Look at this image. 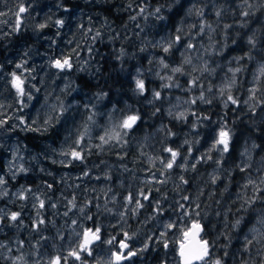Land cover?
Here are the masks:
<instances>
[{"label":"rangeland","instance_id":"1","mask_svg":"<svg viewBox=\"0 0 264 264\" xmlns=\"http://www.w3.org/2000/svg\"><path fill=\"white\" fill-rule=\"evenodd\" d=\"M77 2L84 6L80 11L63 7L60 0H38L25 5V14L18 17L23 0H0V30L15 34L18 29L16 18H19V29L40 44L31 46L23 43L17 49L10 45L5 56H0V63L9 67L6 70L0 65V104L11 105L0 115L7 121L0 129V177L4 179L0 185V264H50L56 257L62 258L60 264H112V255L120 254L122 241L128 244L124 256H129L123 264H179L176 251L182 240V230L201 216L193 197L185 195V187L174 173L184 166L177 157L172 169L165 168L171 154L167 148L161 150L157 146L161 127L134 137L130 131L138 124L137 120L125 134L120 125L128 116H137L136 107L123 105L122 112L115 106L101 109L97 95L89 96L73 87L70 71L82 72L90 79L98 70L94 46L115 41L117 58L127 61L143 59V68L136 67L129 72L132 81L136 84V80H143L145 86L143 77L158 84L159 91L153 90L149 84L151 89L147 93L145 87L140 92L136 86L139 93L135 91L133 96L140 95L147 105L158 102L165 115L178 123L196 102L201 101L198 97L202 95H187L189 91L178 81L182 76L205 72L207 61L197 58L193 51L191 57L177 62L171 53L178 44L175 40L177 35L171 36L156 29L160 20L150 23L158 17V12L148 8L146 0ZM104 4L107 10L108 5L113 4V16L121 18L123 15L122 25L114 26L110 16L101 13L100 8ZM58 20L63 24L57 25ZM41 24L45 27L40 28ZM44 30L49 31V36L45 37ZM97 30L100 31L99 37L96 36ZM44 38L47 39L45 42ZM124 45L137 49L129 50ZM165 47L169 48L167 53L163 51ZM44 49L47 51L45 57ZM121 50L124 52L122 56ZM37 53L41 54L39 58L34 57ZM64 58L70 60L71 68L61 70L53 67L55 60ZM161 60L168 65L167 68L161 65ZM186 60L190 63H185ZM18 64L21 67L18 68ZM181 65L186 67L181 73L171 71ZM223 65L224 73L217 83V98L225 104L228 95H221V89L228 94L234 89L233 76L237 72L228 63ZM262 66L264 62L257 65L247 93L243 90V99L236 104H252L250 97L254 93L251 90L261 78L264 79L260 73ZM13 73L24 80L25 92L32 96L31 100L25 95L17 98L12 85ZM168 76L172 79L168 80ZM62 88L70 93L64 98V103L71 107L59 114L58 119L45 130L43 120L52 114L50 105L61 97ZM157 92L160 93L158 98L155 97ZM46 98L48 104H45ZM24 104L28 107H23ZM20 119L25 123L20 124ZM29 128L36 130L30 131ZM85 130L87 135L80 145H76L75 140ZM220 130L218 128L208 138L212 144L208 149H215L219 155L223 145L215 148L213 145ZM106 131L119 132V139L110 140L102 148L97 147L101 144L99 137ZM26 135H29L28 143L22 140ZM73 147L81 151L82 160L62 155ZM92 154L97 159L95 163L90 159ZM190 156L192 164L205 161L196 154ZM41 179L43 184L35 186V182ZM17 180L27 183L20 185ZM142 194L149 199H143ZM130 195L140 200L143 207L137 209L135 200L129 203L126 198ZM185 196L189 199H182ZM40 201L44 202L43 207ZM180 204L185 208L181 209ZM184 212L189 215H183ZM12 213L19 214L17 220L10 219ZM169 223H174V228H166ZM97 228L100 229V239L93 241L87 250L80 251L84 231L90 229L95 232ZM108 230L112 232L108 233ZM161 232L167 233L163 239ZM262 232L264 224L258 222L250 239L257 240L259 244L264 241L260 238L264 235ZM164 240L168 242L167 248ZM73 250L79 252V260L69 256ZM129 252L135 255H129Z\"/></svg>","mask_w":264,"mask_h":264},{"label":"trees","instance_id":"2","mask_svg":"<svg viewBox=\"0 0 264 264\" xmlns=\"http://www.w3.org/2000/svg\"><path fill=\"white\" fill-rule=\"evenodd\" d=\"M60 3L78 11L84 7L77 0H60ZM146 5L155 12L160 9L158 17L150 21L160 20L156 29L181 37L171 51L177 62L191 57L193 51L197 58L207 61V71L182 76L178 81L189 91L187 95L202 93L204 100L196 102L183 120L176 123L165 115L158 102L147 105L140 95L134 97L135 91H139L129 72L136 67L143 68V59L127 61L117 58L115 41L94 46L97 51L96 74L88 79L82 72L70 71L72 85L89 96L105 93V98L99 100L101 109L115 106L122 112L123 105L135 106L138 124H134L130 131L134 137L161 127L157 146L161 150L171 148L178 152L177 157L184 168L174 173L183 183L185 195L191 194L197 211L201 213L197 220L204 229L203 238L209 242L208 264L217 257H222L224 264H245L255 255L258 245L257 240L250 239L251 232L258 222L264 224V79L257 82L252 96L255 99H251L252 104L248 106L229 103L225 107L217 98V83L224 73L223 64L239 68L240 71L233 76L234 89L229 94L240 101L255 68L264 62V0H146ZM111 7L113 4H109L107 10L105 4L102 5L101 13L110 16L114 26L122 25L123 15L121 18L113 16ZM188 44L192 47L189 48ZM124 47L137 49L129 45ZM181 69L186 67L181 65ZM185 73L188 76V72ZM193 78H196L194 86L191 83ZM142 79L145 80L146 93L151 89L149 84L153 90L159 91L156 82ZM218 128L229 132L228 149L221 151L220 155L215 149H208L212 145L208 138ZM22 140L28 143L29 135ZM191 154H196L202 161L205 158V161L192 164L189 161ZM90 159L93 163L97 161L93 154ZM17 181L20 185L27 183ZM41 184L42 179L35 182V186ZM237 218L241 223L232 227ZM250 240L252 244L248 243ZM154 256L156 258L155 253Z\"/></svg>","mask_w":264,"mask_h":264},{"label":"snow or ice","instance_id":"3","mask_svg":"<svg viewBox=\"0 0 264 264\" xmlns=\"http://www.w3.org/2000/svg\"><path fill=\"white\" fill-rule=\"evenodd\" d=\"M25 11H26V9L24 7H20L19 13H23ZM141 11H143V10H141ZM156 11L159 12L160 9H157ZM19 13H17L18 17H19ZM197 14H199V12ZM133 19H135V17H133ZM56 23H57V25H61L63 23V21H59L58 20ZM19 26H20V21H19V18H18L16 27L19 28ZM39 27L44 28L45 25H40ZM177 31L179 32L181 30L178 29ZM180 39H181V37L179 35H177L176 38H175L176 42H179ZM188 47L191 48L192 45L189 44ZM163 51L165 53H167L169 51V48L165 47L163 49ZM185 63H190V61L186 60ZM161 65L164 68L168 67V65L165 64L163 60H161ZM17 67L19 68V67H21V65L18 64ZM53 67L62 70L64 68H71L72 65H71V62H70V60L68 58H64L62 60H60V59L55 60L53 62ZM239 70L240 69L237 68L235 71L238 72ZM171 71L173 73H181L182 69H181V67H175V68H172ZM204 71H207V69L205 68ZM260 73H261V75H264V66H262L260 68ZM167 79L171 80L172 77L168 76ZM191 83L194 86L195 83H196V78H193ZM12 85L16 89L18 97H23L24 93H25L24 80L20 76H17L15 73L12 74ZM136 86H137V88L139 89L140 92L144 91V81L143 80H139V79L136 80ZM251 91L254 92L255 89H252ZM224 93H225V90L221 89V95H224ZM159 96H160V93H158V92L155 93V97L158 98ZM198 99L203 101L204 100V96L201 95L200 97H198ZM250 99H255V97H250ZM227 102H231L232 104H236L237 100L231 94H228ZM227 102H225V105H224L225 107H227ZM181 115H183V113H181ZM89 119H91V118H89ZM137 120H138V117L135 116V115L128 116L126 119L123 120V122L120 125V127L125 130V134H126V130L131 129L133 127V125L136 123ZM6 123H7V121L0 120V125H4ZM24 123H25V121L23 119H20V124H24ZM48 123H49L48 121H45V124H48ZM13 127H15V125H13ZM28 130L34 131L36 129L29 128ZM86 135H87V130H85L83 133H81L78 136V138L75 140L74 143L76 145H80L81 141L83 140L84 136H86ZM218 135H219V138L216 140V142L213 145V147L215 148L217 145H223V150L227 151V149H228V141H229V132L225 131L223 128H221V130L219 131ZM119 137H120V133L119 132L109 133V132L106 131L105 135H102V136L99 137V139L101 141V144L97 145V147H101L102 148L103 145L109 143L110 140L119 139ZM166 151H168L171 154V159H169L166 162L165 168L172 169L174 167V165L176 164V158L178 156V152L172 150L171 148L166 149ZM62 155H68V156H70L72 158V160H76V161L83 159L81 151L77 150L75 147L70 148V150L68 152L62 153ZM20 170L24 171V169H20ZM85 175H87V173H85ZM3 183H4L3 177H0V185H2ZM213 183H215V178H213ZM249 183L251 184L252 182L249 181ZM262 183H264V182H262ZM253 187L255 189V185H253ZM21 198L23 199V196ZM126 199H127V201L129 203H132L135 200V204H136V208L137 209L143 207V205L141 204L140 200L135 199L134 195H130ZM143 199L147 200V199H149V196L143 195ZM182 199L188 200L189 197L185 196ZM70 203H72V202L70 201ZM40 205H41V207H43L44 206V202L40 201ZM179 207L181 209H184L185 205L180 204ZM18 215H19L18 213H12L10 219L15 221V220H17ZM183 215H189V213L188 212H184ZM39 223L42 224L43 221H39ZM174 226H175L174 223H169L165 227L168 228V229H172V228H174ZM203 230L204 229H203L201 223L198 220L193 221L190 228H185V229L182 230L183 238L180 241V253H179L180 256H181V259H182V264H194V262H197V261L202 262V264H208V261L205 258L209 255V251H208L209 242L207 240H205L203 238V236L201 235ZM99 232H100L99 228H97L95 230V232H92V230H90V229L85 230L84 233H83V240H82L81 244L79 245L80 251L87 250L89 245L92 244L93 241L99 240L100 239V236L98 235ZM166 235H167L166 232H161L160 233V236H161L162 239L164 237H166ZM125 236H126V239H127L128 238L127 234H125ZM163 242H164V247L167 248L168 247L167 240H164ZM108 243L111 244V243H113V241H108ZM0 247H2V245H0ZM120 247L122 249H126V248H128V244L126 242L122 241L121 244H120ZM145 247H147V245ZM113 255L115 256L116 264H119V262L121 260L126 259V257L124 255H120V254H117V253H114ZM129 255H135V253L129 252ZM69 256H72V257H74L77 260L80 259L79 252L76 251V250H73V251L69 252ZM61 259H62L61 257H56L50 262V264H60ZM217 264H219V262H217Z\"/></svg>","mask_w":264,"mask_h":264},{"label":"clouds","instance_id":"4","mask_svg":"<svg viewBox=\"0 0 264 264\" xmlns=\"http://www.w3.org/2000/svg\"><path fill=\"white\" fill-rule=\"evenodd\" d=\"M107 2H110V0H97V3H107ZM129 7H131V3H129ZM57 22V21H56ZM63 24V23H62ZM61 24V25H62ZM41 25H44V24H41ZM41 28V27H40ZM96 36L99 37L100 36V31L97 30L96 31ZM3 37H0V39H2ZM111 39V37H110ZM120 55H124V52L123 50H121L120 52ZM240 71V70H239ZM37 91H39V89H37ZM61 92V97L57 98L55 103L54 104H51L50 105V108H51V113L52 114H49L44 120H43V126L45 128V130H47V127L50 126L56 119H58V115L69 110V108L71 107V105H66L64 103V98H66L67 95H69L70 93H68L66 91V89L62 88L60 90ZM25 96H28V99L31 100L32 99V96L29 95L27 92L24 93ZM105 93L101 92L99 93L97 96H96V99L97 100H102L105 98ZM224 95H228L227 92L224 93ZM17 98L18 95H17ZM45 104H48V100L46 98L45 100ZM11 105H4V104H0V115L3 114L4 110L7 108V107H10ZM23 107H28L27 104H24ZM53 114H56V115H53ZM181 115V114H180ZM184 115V113H183ZM181 115V116H183ZM89 118L92 119V117L90 116ZM0 120H3L2 118H0ZM45 121H48L49 123L48 124H45ZM3 128V125H0V129ZM185 143H187V141H185ZM221 151H224L223 149ZM55 162V161H54ZM255 190V189H254ZM255 197L253 198H249V200L245 201L244 204L242 205V207L246 206L248 203L251 202V199H254ZM241 223V220L239 218H237L235 220V222L231 225L232 227H236L237 225H239ZM249 244H252V241H248ZM257 250H256V253L254 256L250 257V259L248 261L245 262V264H264V241H261L257 246H256ZM257 257H259V261H257ZM217 262H219V264H224V261H223V258L222 257H217V258H214L213 260H211L209 262V264H217Z\"/></svg>","mask_w":264,"mask_h":264},{"label":"flooded vegetation","instance_id":"5","mask_svg":"<svg viewBox=\"0 0 264 264\" xmlns=\"http://www.w3.org/2000/svg\"><path fill=\"white\" fill-rule=\"evenodd\" d=\"M36 1H38V0H23V5L21 6V7H25V5H28L29 3H35ZM40 1V0H39ZM7 8H9L8 6H7ZM25 14V12H23V13H19V15H24ZM17 19L18 18H16V22H17ZM7 30L6 29H1L0 30V32H1V34H2V39H0V56H3L4 54H6L7 53V46H13V47H15L16 49L18 48V45L19 44H23V43H26V45H31V46H37V44H39V43H35V42H33L32 40H31V38L27 35V33H24V32H22L19 28L17 29V31H16V33L15 34H9V33H5ZM44 35H45V37L48 35L49 36V31H47V30H44V33H43ZM47 39L46 38H44V40H43V42H45ZM35 41V40H34ZM91 44H92V42H91ZM38 46H40V44L38 45ZM42 51V50H41ZM44 52V57L46 56V53H47V51H46V49H44L43 51H42V53ZM14 53V51L12 52V54ZM16 53H18V50H16ZM41 55V54H40ZM40 55H39V53H37V54H35V58L37 57V58H39L40 57ZM5 56V55H4ZM0 65L3 67V68H5L6 70H9V67H7V66H5L4 64H1L0 63ZM121 250L123 251L122 253H120V255H124V251H125V249H122L121 248ZM121 250H120V252H121ZM113 256V255H112ZM127 259H129V256L128 257H126V259H123V261H122V263L121 264H123L124 262H126L127 261Z\"/></svg>","mask_w":264,"mask_h":264},{"label":"water","instance_id":"6","mask_svg":"<svg viewBox=\"0 0 264 264\" xmlns=\"http://www.w3.org/2000/svg\"><path fill=\"white\" fill-rule=\"evenodd\" d=\"M133 126H134V125H133ZM191 225H192V223L189 224L188 228H190ZM201 234H202V233H201ZM182 238H183V236H182ZM122 252H123V251L121 250L120 253H122ZM179 253H180V245H179V247H178V249H177V251H176V256H177V259H178L179 264H182V259H181V256H180ZM205 259H206V258H205ZM122 261H123V260H121V261L119 262V264H121ZM198 263H199V261L194 262V264H198ZM112 264H116V259H115V256H114V255L112 256Z\"/></svg>","mask_w":264,"mask_h":264}]
</instances>
